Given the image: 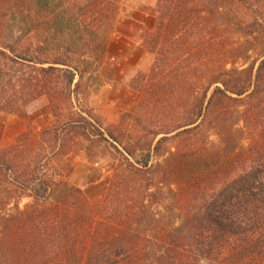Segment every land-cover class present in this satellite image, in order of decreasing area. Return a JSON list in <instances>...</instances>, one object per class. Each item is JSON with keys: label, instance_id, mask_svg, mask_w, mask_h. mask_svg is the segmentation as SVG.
<instances>
[{"label": "trees", "instance_id": "obj_1", "mask_svg": "<svg viewBox=\"0 0 264 264\" xmlns=\"http://www.w3.org/2000/svg\"><path fill=\"white\" fill-rule=\"evenodd\" d=\"M121 2L0 0V113L56 119L0 152V264H264V0H157L136 134L79 100ZM70 135L110 150L99 204Z\"/></svg>", "mask_w": 264, "mask_h": 264}, {"label": "rangeland", "instance_id": "obj_2", "mask_svg": "<svg viewBox=\"0 0 264 264\" xmlns=\"http://www.w3.org/2000/svg\"><path fill=\"white\" fill-rule=\"evenodd\" d=\"M156 7L157 0H122L107 52L99 64L103 70L100 74L89 72L83 82L84 96H79L80 103L91 109L105 129L117 131V134L142 132L133 117L140 101V77L149 75L154 55L144 48L140 38L145 29L153 27ZM138 58L141 59V69L137 68L136 71ZM36 105L27 118L0 113V152L12 146L30 127L34 131L53 128L56 119L50 105L45 100ZM66 139L64 148L72 159V172L68 181L82 188L91 204L101 203L112 176L109 169L112 161L110 150L77 136L70 135ZM29 203L31 201L24 198L20 208Z\"/></svg>", "mask_w": 264, "mask_h": 264}, {"label": "crops", "instance_id": "obj_3", "mask_svg": "<svg viewBox=\"0 0 264 264\" xmlns=\"http://www.w3.org/2000/svg\"><path fill=\"white\" fill-rule=\"evenodd\" d=\"M132 39V37H131ZM140 47V46H139ZM141 48V47H140ZM142 55H143V51H142ZM138 69H141V59L138 58L137 63H136V71ZM24 131H22L21 133H23Z\"/></svg>", "mask_w": 264, "mask_h": 264}]
</instances>
